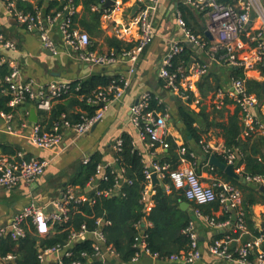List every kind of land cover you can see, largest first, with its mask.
<instances>
[{"label":"built area","instance_id":"1","mask_svg":"<svg viewBox=\"0 0 264 264\" xmlns=\"http://www.w3.org/2000/svg\"><path fill=\"white\" fill-rule=\"evenodd\" d=\"M17 1L32 3V0H2L10 17L14 18L27 30L37 32L39 41L45 50L53 54L57 53L58 47L51 35L56 29L62 47L74 52L83 62L93 66L105 67L116 64L123 59L128 64L127 76L129 77L134 73L135 65L145 48L153 40V14L159 0H142L139 11L133 17L125 23L115 24L112 27L113 35L117 39L132 42V47L124 51L120 57L112 52L97 53L90 50L91 38L87 32L76 26L73 20L75 6L72 4L67 5L61 11L42 14L39 9H36L34 13H24L17 8ZM106 1L101 0L98 6H92V10L103 9L100 19L102 23L108 25L113 22L114 15L122 11V4L113 0L114 4L105 8ZM186 3L197 11L210 14L207 30L212 34L213 40L210 41L205 36L194 34L178 13L176 21L181 29L183 39L173 41L169 51L162 58L158 77L163 82V87L181 100H189L191 94L193 95L196 82L208 73L209 66L195 65L184 69L178 68L176 72L170 70L174 57L182 52L183 45L193 44L200 51H205L211 61L221 63L229 69L236 68L242 71V78H232L230 86H224L214 93L213 103L217 109H220L224 106L226 98L231 99L241 115L243 136L248 138L253 135H264V97L262 96V99H260L255 93L248 92L246 86L247 75L250 72L259 73L261 81L264 80L261 76V72H264V14L260 8V0H240L238 7L221 5L216 0H186ZM253 11L263 15V27L257 30H251L249 27ZM0 46L9 51L16 50L15 44L6 40L2 34H0ZM4 63H7V60L0 56V66ZM10 68V74L5 77L7 87L3 90L10 96L8 102L10 107H15L25 101H31L37 109L49 112L52 105L70 89V82L65 81H53L45 88L34 89L32 82L22 80L20 70L16 65L10 64ZM128 85L129 80L124 77L120 78L119 81H112L109 86L95 92L93 98L88 99V103L97 108L95 114L90 118H83L80 123L71 124L63 116L60 123H54L49 130L43 129L38 124H32L29 135L30 142L40 150L56 151L61 149L64 130L72 131L75 138L88 133L95 123L102 120L108 106L120 101ZM148 100L149 95H143L137 103L130 106V121L137 128L140 136L148 139L151 148L159 147L167 150L169 148L167 138L171 137L167 124L169 114L148 110ZM195 102L199 103L198 100ZM2 116L7 122H10L13 118L12 114H2ZM120 146L121 141L119 140L116 143L117 151L120 150ZM213 149L224 155L227 165L234 166L236 157L230 149L225 147H215ZM187 154V149L183 144H179V165L176 168H172L170 163L161 160L153 161L148 165L144 164L145 185L142 201L145 204V210H150V197L153 193L152 175L156 174L166 193H170L172 190L180 192L187 201L195 205L193 215L183 230V233L189 238V250L180 256L169 258L173 261L181 260L184 263L193 264L202 256L197 221L203 219L215 228L224 225L215 222L213 218L204 216L200 211V207L218 202L224 213L231 212L238 208L241 201V192L235 185L223 180H215L209 185H204L190 163ZM88 161L89 159H85L83 163L86 164ZM47 166V161L35 157L25 159L21 154L12 159H0V188L12 189L21 181L32 182L45 173ZM105 168V166L98 164L87 186L94 190L96 195L112 196L113 192L110 190L100 191L97 189L98 180L106 179ZM243 180L255 187L264 186V176L262 175L245 174ZM87 200L88 196L81 191H76V187L67 186L62 197L48 205L29 204L25 206L7 227L0 228V238L4 236H9L13 240L23 238L25 235L24 224L27 220L32 222L38 235H48L53 232L56 224L68 220L71 203H81ZM49 205L52 207L50 212L47 211ZM236 217L237 229L245 232L246 228L242 220V213H237ZM101 223L102 221L98 219L96 221L97 229L91 232L88 231L85 225H81L78 231L71 233L69 241L81 238L87 233H94L98 238L92 244L94 257L103 256V246L105 248L104 252L115 256L112 248L105 245ZM135 242V247L140 250L132 261H137L144 253L156 257V255L150 254L141 238H136ZM263 242L264 233L242 243L236 250V261L239 264H264ZM60 251L58 247L40 250L37 256L39 263L43 264L46 257H52L54 254L58 256ZM209 252L216 257L233 258L226 240H215L210 245ZM64 255L69 257L70 253L65 252ZM82 256L86 257V254L83 253ZM14 259L12 254L4 257L0 256V264H10ZM58 263L61 264V260ZM70 264L82 263L72 261Z\"/></svg>","mask_w":264,"mask_h":264},{"label":"crops","instance_id":"2","mask_svg":"<svg viewBox=\"0 0 264 264\" xmlns=\"http://www.w3.org/2000/svg\"><path fill=\"white\" fill-rule=\"evenodd\" d=\"M35 1L37 0H32V3H35ZM116 1L122 4V11L115 14L113 22L108 25L102 23L100 19L99 29L102 32V37L91 40V46H94V51L97 53H108V48L103 41V37L116 38L113 35L112 27L115 24L127 22L139 11L142 5V0ZM45 3L47 4V0ZM238 5H240V0H235L233 4H228L226 6L238 7ZM136 6L139 8L132 16V12ZM260 8L264 14V0H260ZM40 12L45 14L44 9H40ZM81 13L82 5L78 4L75 6V14L80 16ZM178 13L186 21L188 27L194 34L204 35V31L207 30L210 20L209 13L195 10L191 5L186 3V0H159L153 14V40L145 48L137 61L134 73L128 77V64L123 59L119 60L116 64L105 67L93 66L80 60L74 52L62 47L56 29H54L51 35L57 44V53L53 54L45 50L35 30H27L20 24L12 25L9 22V13L2 0H0V30L5 39L13 42L16 46L15 51H9L0 46V56L5 58L9 65H16L20 70L22 80L25 82H32L34 89L45 88L53 81H65L70 83L84 81L90 76L99 73L117 76L119 78L127 77L129 80V85L120 101L108 106L102 120L97 123L93 130H90L79 138H75L72 131L67 129L64 130L62 148L56 151L40 150L29 140L32 127V123L29 121L30 110L32 108L35 109V114L37 116L36 124L42 126L43 129H46L47 122L45 120L47 116L45 115H48L49 112L41 111L36 108L34 103H30L27 104L25 113L22 109L18 110L10 122H7L2 116V114L5 113L0 112V159H12L16 157V155L21 154L25 159L35 157L48 162L45 173L34 181L29 183L21 181L12 189L0 188V228L7 227L12 222L13 218L29 204L48 205L52 201L60 199V195L64 193L67 186L71 185L70 181L75 178L80 167L84 165L83 161L85 159L96 157L101 165L105 167L113 166L116 162V143L119 140L121 141L123 136L131 138L132 145L140 154L143 164L148 165L153 161H160L166 150L159 147L151 148L148 139L142 138L137 128L134 127L130 121V106L137 103L143 95H153L158 100L159 104L165 106L166 112L169 114L167 124L170 129L171 138L177 146L176 151L178 152L179 144H183L189 152L190 163L193 165L194 170L204 185H209L215 180H223L232 183L227 180L229 177L220 169L209 165V158L211 155H215L220 161L226 164L224 155L213 148L225 147L224 140L221 136V129L218 125L227 123L228 119L236 112L239 125H241L240 139L242 141L251 139V143L258 144V148L261 152V155H258V159H264V135H253L248 138L243 136L241 115L231 99L226 98L224 106L220 109H217L213 103L214 93L224 86H230L233 77L231 69L221 63L211 61L209 55L205 51H200L195 47L185 44L190 49V62L188 67L207 65L209 66L208 73L196 82L195 92L193 95L191 94L190 99L186 101L181 100L177 96H173L163 87V82L158 77L162 58L169 51L173 41H181L183 39L181 29L178 27L176 21ZM262 22L263 15H261V13L258 14L257 11H253L249 23L250 29L257 30L262 28ZM75 24L80 28L78 23ZM120 41L132 47V42ZM118 57H120V55H118ZM247 77L248 79L261 82L259 73L257 72H250ZM71 97L72 96L59 102L62 104L67 103L70 113H84L78 105L69 104L70 100L73 99ZM196 100H198V104L195 102ZM179 103L184 104L188 110L197 116L195 126L202 131L200 132V141L198 143H186L185 137L172 123L171 117L177 120V108ZM177 126L181 127L178 121ZM2 149H5V151H2ZM11 150L14 151L16 155H11V153H9ZM230 150L236 157L234 172L240 176V179L236 181L247 184L243 182V176L246 172L245 164L241 162V150L238 148ZM236 170H238V172H236ZM232 184L238 187L237 184ZM74 187H76V191H81L85 195L92 190L88 186L85 191H82L78 186ZM153 195L154 190L150 197V210L146 211L144 208L146 214L154 207ZM184 198L180 201L179 208L192 217L195 205ZM182 203H187V206L181 207ZM236 210V214L239 212L242 213L240 211V204ZM200 211L203 210L200 209ZM234 211L235 210L231 212L235 213ZM211 214L213 219H219L224 212L219 207L217 211H212ZM252 214L253 221L254 219L255 221H264V205H254L252 207ZM223 224L222 227L215 228L203 219L197 221L202 256L193 264H239L235 259L236 250L239 246L264 233V230H261L256 222H254L253 231L248 230L245 226V232L238 230L236 223L234 225L231 224V220L225 221ZM143 225L145 228L151 227V223L145 220ZM220 235L222 236L220 240L227 241L228 249L233 254V258H220L210 254V245L214 242L215 237ZM85 239L95 242L98 238L94 233H87L83 237L71 241L69 245ZM262 249H264V242L262 244ZM102 250L103 256L99 258L105 264H119L117 261L113 260L115 257L104 252V246ZM64 251H60L56 258L46 257L44 263L49 261L59 262ZM141 256L142 257H139L137 261H133L129 264H187L181 260L158 259L145 253Z\"/></svg>","mask_w":264,"mask_h":264},{"label":"trees","instance_id":"3","mask_svg":"<svg viewBox=\"0 0 264 264\" xmlns=\"http://www.w3.org/2000/svg\"><path fill=\"white\" fill-rule=\"evenodd\" d=\"M45 1L37 0L35 3L17 1L16 6L24 13H34L36 9H44L45 14H51L63 10L69 4L73 6L81 4L82 13L80 16L77 14L73 16L74 22L78 23L80 28L87 32L91 40L102 37L99 26L103 9L92 10V6H98L101 0H47V4ZM216 2L221 5H231L235 0H216ZM0 34H2L1 30ZM202 36L204 37L203 34ZM103 41L108 48V53L115 52L117 56L131 48V46L125 45L116 38L103 37ZM94 49V46L90 47L91 51H94ZM189 52V47L183 45L182 52L174 57L172 61L171 72H176L178 68L188 67L190 62ZM10 72L9 63L0 66V112L15 116L16 112L21 109L25 113L27 104L32 102L25 101L15 107L8 106L10 96L3 90L7 87L5 77ZM231 72L232 78L243 77L242 71L239 69H231ZM261 76L264 78L263 71ZM119 79L117 76L99 73L84 81L71 82L69 91L57 102L72 96L73 99L70 100L69 104L78 105L84 113H70L67 103L55 102L49 114L45 115L47 116L45 130H49L54 123H60L63 116L71 124L80 123L83 118L92 117L97 108L91 106L88 99H92L95 92L109 86L112 81H119ZM246 86L248 92L255 93L262 99L260 81L247 79ZM148 110L160 113L166 112L165 106L159 104L153 95L149 96ZM171 120L173 125L185 137L186 143H198L200 141V132L202 131L195 126L197 116L188 110L184 104L179 103L177 120L172 117ZM177 121L181 124V127L177 126ZM218 127L221 129L224 146L228 149L238 148L241 150V162L245 164L246 174L264 176V159H258V155H261L258 144L251 143V139L245 141L240 139L241 125H239L237 112L228 119L227 123L219 124ZM167 141L169 142V148L163 154L161 161L170 163L172 168H176L179 165L177 146L171 137H168ZM2 151H5V149H2ZM9 153L16 155L12 150ZM187 153H189L188 150ZM187 157L190 160L188 154ZM115 158V164L105 168L106 179L98 180L97 186L100 191L110 190L113 192L112 196L96 195L94 190H90L87 192L88 200L81 203H71L68 220L56 224L53 232L48 235H38L32 222L27 220L24 224L25 235L23 238L17 240H13L9 236L0 238V256L4 257L12 254L15 259L10 264H40L37 258L40 250L58 247L61 251L65 250L64 253H70L69 257H66L64 253L62 254L61 264H70L72 261H80L82 264H105L99 257H94L92 240L85 239L69 245L72 232L78 231L81 225H85L88 231L91 232L97 229L96 221L98 219L102 221L101 232L105 239V245L112 248L115 254L113 260L119 264L132 263L133 258L139 253L140 249L135 247L136 238H141L150 254L156 255L158 259L166 260L171 256H180L187 253L190 243L183 230L191 216L179 208V203L184 198L182 193L175 190L166 193L163 185H155L152 197L154 207L146 214L145 204L142 201L145 185L144 164L140 154L134 149L130 137L123 136L121 138L120 150L117 151ZM98 164L100 162L96 157L90 158L86 164L80 167L75 178L70 181L71 185L78 186L82 191H85L87 183L94 175ZM227 180L238 185L237 188L241 191L240 211L242 212V220L247 229L253 231L252 207L256 204L264 205V193L253 185L242 184L231 178H227ZM200 209L203 210L201 211L203 215L213 218L211 212L217 211L219 204L214 202L201 206ZM236 211L234 212L236 213ZM232 214L233 212L224 213L222 217L214 219V221L217 223L230 221ZM144 220L150 222L151 227L145 228L143 225ZM221 238V235L217 236L214 241ZM83 253L86 254V257L82 256ZM43 264L59 263L49 261Z\"/></svg>","mask_w":264,"mask_h":264},{"label":"water","instance_id":"4","mask_svg":"<svg viewBox=\"0 0 264 264\" xmlns=\"http://www.w3.org/2000/svg\"><path fill=\"white\" fill-rule=\"evenodd\" d=\"M114 4V1L113 0H107L106 3L104 4V7H110ZM139 7L136 6L135 9L133 10L132 12V16L135 14V12L137 11ZM9 22L12 24V25H19V23L12 17L9 18ZM204 36L212 41L213 40V36L212 34L210 33L209 30H205L204 31ZM186 45H189L191 47H195L193 44H190V43H187ZM261 96L264 97V80L261 81ZM29 121L32 123V124H36L37 123V116L35 114V109L32 108L29 112ZM98 123V122H97ZM97 123H95L93 125V127L91 128V130H93L95 128V126L97 125ZM209 165L213 166V167H216L218 169H220L227 177L231 178V179H235V180H239L240 179V176L234 172V166L233 165H227L225 164L224 162L220 161L215 155H211L210 158H209ZM245 182V181H243ZM155 185H161L162 186V183L157 179V176L156 174H153L152 175V188L155 186ZM258 190L260 192H263L264 193V186L260 185L258 186ZM117 191V189L115 190V192ZM62 195H60V198H61ZM187 206V203H182L181 204V207H185ZM47 211L50 212L52 211V207L49 205L47 207ZM236 220H237V217H236V214L233 213L232 214V217H231V224H235L236 223ZM254 222L257 223L258 227L261 229V230H264V221H255L254 219ZM56 254H54L52 257H55L56 258ZM115 257V256H113Z\"/></svg>","mask_w":264,"mask_h":264}]
</instances>
